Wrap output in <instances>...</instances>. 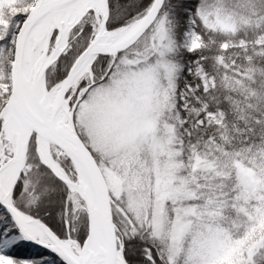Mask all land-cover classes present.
I'll list each match as a JSON object with an SVG mask.
<instances>
[{"label": "snow or ice", "instance_id": "1", "mask_svg": "<svg viewBox=\"0 0 264 264\" xmlns=\"http://www.w3.org/2000/svg\"><path fill=\"white\" fill-rule=\"evenodd\" d=\"M0 264H264V0H0Z\"/></svg>", "mask_w": 264, "mask_h": 264}]
</instances>
